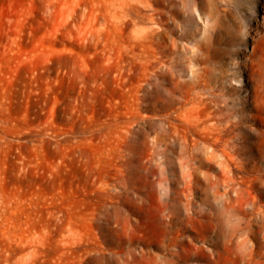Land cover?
Masks as SVG:
<instances>
[{
  "label": "rangeland",
  "instance_id": "obj_1",
  "mask_svg": "<svg viewBox=\"0 0 264 264\" xmlns=\"http://www.w3.org/2000/svg\"><path fill=\"white\" fill-rule=\"evenodd\" d=\"M194 1L152 0L146 6L144 0H126L125 8V0H118L123 6L117 0H0V264H71L72 254L61 257L56 248L63 236L72 249L96 238L98 246L115 251L100 264H126L133 258V264H235V251L249 256L254 249L257 258L263 254L264 225L256 227L260 235L249 233L242 213L231 216L224 187L216 192L213 178L221 173L220 154L214 158L217 169L200 172V180L193 181L197 192L190 196L193 209L213 210L226 225L203 233L201 221L208 216L196 213L192 224L184 221L189 230L159 223V196L176 194L190 171L187 144L181 138L172 142L169 125L178 121L181 127H192L177 114L178 68L164 65L145 82L138 113L145 118L129 120L135 76L126 54L128 31L131 22H147L145 14L154 12L166 22L161 46L172 55L188 58L200 40L210 44L205 60L183 72L188 78L192 69L205 65L194 90L207 98L206 105L193 107L190 123L205 108L213 114L207 121L210 131L231 125L232 133L225 136L229 145H243L240 157L261 164L251 173L264 171V0H196L198 9L192 12ZM188 17L190 24L185 23ZM132 135L139 139V158L146 157L145 146L159 137L156 174L148 176L138 160L130 159ZM223 143L207 149L220 152ZM153 175L165 180L153 183ZM171 237L179 243L168 247L180 250L178 254L166 252ZM93 261L88 264H98Z\"/></svg>",
  "mask_w": 264,
  "mask_h": 264
},
{
  "label": "bare ground",
  "instance_id": "obj_2",
  "mask_svg": "<svg viewBox=\"0 0 264 264\" xmlns=\"http://www.w3.org/2000/svg\"><path fill=\"white\" fill-rule=\"evenodd\" d=\"M124 1V0H123ZM141 1V0H140ZM196 1V0H195ZM193 2V4H191L190 8L193 11L197 10V6L198 4H196V2ZM118 2V0H117ZM122 2V0H121ZM120 2V3H121ZM144 4H146V6H151L152 0H144ZM126 0L124 3H122L125 8H126ZM192 3V2H191ZM119 4V2H118ZM122 4H119L121 6H123ZM128 5V4H127ZM119 6H116V9H118ZM129 8V7H128ZM124 9V8H123ZM128 10V9H127ZM117 11V10H116ZM122 11V10H120ZM124 11V10H123ZM122 11V12H123ZM126 11V10H125ZM190 11V9H189ZM119 12V11H118ZM191 12V13H192ZM129 13V11H128ZM125 13V14H128ZM190 13V14H191ZM124 14V13H123ZM131 15V13H129ZM145 14V13H144ZM198 14H200V12H198ZM117 13H116V17H117ZM122 15V14H120ZM146 16V20L147 22H131V27H127L130 30L128 31V47L129 50H126V54L129 51L130 53V62L134 71V76H135V81L133 82L132 85V96L135 99L132 100L134 101L133 103V107L131 106V110L133 108V117L129 118V120L132 123H135L136 121H138V119L140 120V118L143 120L145 118V112L143 113L144 115H139V111H141L142 109V104H139V101L142 100V90L144 89V84L145 82H150L151 79L154 76H158L161 72H162V67L164 65L167 64H171L173 67L178 68V70L180 71L179 76L181 77L180 79V94H181V98L179 97V102L180 106H179V111H177L178 115L180 118L185 119L186 124L189 123L190 125L192 124V127H188V126H184L181 127L180 125H178V121L176 122V120L173 123V121H169V125L171 127V134L173 136L172 142L174 143V141L179 138L182 139V141H184L187 144L186 147V151L188 153L187 155V166L189 168V172H188V178L186 180V184H182L180 187H178V190L176 191V194L174 195H170L169 197H166L165 199H163V197L159 196V223H163V225L165 227H171L174 226L175 224H179L181 227L179 229L182 230H189L188 227L185 225L184 221L188 220V224H192L189 223V220L194 216L193 214H200V215H207L208 217L206 219H200L198 220V216H197V220L201 221L202 224V231L201 232H211V231H218L220 225H222L225 222H223L222 220L219 219V217H217V215L215 213H211L209 209V212H199V210L197 211L193 209L191 207L192 202H193V197L194 196H190V194H195V192H197L194 188V185L196 187L197 182H195L196 184H193L194 180H197V178L200 180L199 178V174L205 173L204 169L205 168H209V169H217L216 165L217 163H215L214 158L217 156V154H220L222 157L221 160H218L220 162V166L219 168L221 169V173L220 174H212V178L214 175V184H216V187L218 188V191L216 192H220L219 188H221V186L224 187V191L227 195V199L226 201H224L225 199H223L224 202L227 203V207L230 210L229 212H231V216L234 215L236 216L237 213H242L243 214V222L245 223L243 226L248 227L249 233H252V235H258L257 234V226L259 225H264V187H263V177H264V171L259 172L258 173H251L250 171L252 170H259L261 164L259 165L256 162H253V164H251L250 162H248L247 160H244L242 157H240L241 154V147H243V145L240 147L237 146V144L235 143L234 145H229V143L231 142L230 139H227L225 136H227L226 134H228L229 132L232 131V127L228 126H224V127H220L218 124V127H215L217 129H214L212 132L217 131L216 134H212V132L210 131V128L212 125L208 124L211 122V120L207 123L208 118L210 116L211 113H209L207 110H205V108H202L200 111H198L197 113V118L195 117L194 122L190 123L191 121V117L190 115L191 110L193 109V107H198L200 108L201 105L205 104L206 105V99L203 97V94L199 93V92H195V87L199 84V82L202 79V76L204 74V66H199V67H195V69H192V75L188 78L183 77V72L186 70V68H188L189 66L193 67L195 66L197 63L201 64L202 61L205 60V55L206 52L210 49V44L208 41L206 40H198L199 42L196 43V49L194 51V53L190 56V57H183L180 56L179 54H174L172 55L170 52H168L166 49L162 48L161 46V35H162V29L165 26L166 22H162V18L158 15H156L154 12H148ZM137 16V15H136ZM133 17V16H130ZM139 17V16H138ZM145 17V16H144ZM118 18H120V16L118 15ZM135 19V18H133ZM145 19V18H144ZM140 19L134 20V21H138ZM191 21L190 17L187 18V21ZM145 21V20H144ZM185 22V23H192V22ZM121 22H119L118 24H120ZM127 23V22H126ZM130 24V23H129ZM118 26V25H117ZM184 35H188L186 32L184 33ZM127 37V35H126ZM124 39V38H123ZM126 39V38H125ZM122 41V40H121ZM124 41V40H123ZM127 41V40H126ZM125 43V42H124ZM121 44H123L121 42ZM126 44V43H125ZM124 46H127V44ZM123 47V45H122ZM125 51V50H124ZM128 53V54H129ZM128 58V57H127ZM128 60V59H127ZM195 89V90H194ZM178 90V91H179ZM142 92V93H141ZM141 94V95H140ZM146 95V94H145ZM177 100V98H176ZM131 101V103H132ZM178 102V101H177ZM132 105V104H130ZM178 107V106H177ZM202 107V106H201ZM208 108V107H207ZM206 108V109H207ZM197 109V108H196ZM210 111V110H209ZM130 112V113H132ZM142 112V111H141ZM195 112V111H194ZM197 112V111H196ZM195 112V113H196ZM211 112V111H210ZM194 113V114H195ZM142 114V113H141ZM147 114V113H146ZM193 114V115H194ZM213 115V114H211ZM190 117V118H189ZM132 119V120H131ZM190 119V121L188 120ZM169 120V119H168ZM145 121V120H144ZM214 121V120H213ZM181 122V121H180ZM138 123V122H137ZM188 124V125H189ZM215 124V123H214ZM132 125V124H129ZM216 126V125H213ZM132 126H129V128ZM135 127V125H134ZM192 128V129H191ZM133 129H130V131ZM129 131V130H128ZM170 132V131H169ZM232 133V132H231ZM129 134H132L129 132ZM159 134V133H158ZM157 134V136H158ZM170 134V135H171ZM160 135V134H159ZM230 135V134H229ZM129 136V135H128ZM161 136V135H160ZM138 137V136H137ZM154 137V136H153ZM171 137V136H169ZM232 137V138H231ZM231 140L236 138L231 136ZM139 138V137H138ZM148 138V137H147ZM150 138V137H149ZM159 137H157L155 140L152 139L151 143H149L146 147V157L145 158H139L137 151L135 150V140H139L137 138H135L134 135H132L131 137V155H130V159L134 162L137 160L139 162H137V164L143 168H145L147 170V175L150 176L151 174H156L157 173V164H154V156L160 152L158 147V141H160V139H158ZM163 138V137H162ZM172 138V137H171ZM238 138V136H237ZM236 138V139H237ZM146 139V136H145ZM168 139V138H167ZM141 140V139H140ZM154 140V141H153ZM162 140V139H161ZM180 140V139H179ZM239 140V139H237ZM164 141V140H163ZM169 141V140H168ZM167 141V143H168ZM223 141V146H221L222 148L220 149V152L217 151L216 148H212L211 150L207 149L208 146H213L214 144L216 145L218 142ZM264 141V140H263ZM229 142V143H228ZM172 144H169V146H173ZM241 143H242V139H241ZM138 144V142H137ZM166 144V143H165ZM202 144V146L200 145ZM214 145V146H215ZM218 145V144H217ZM222 145V144H221ZM264 145V143H263ZM158 146V147H157ZM219 146V145H218ZM247 146V145H246ZM162 147V144H161ZM175 147V146H174ZM245 147V146H244ZM164 148V147H163ZM167 148V146H166ZM220 148V147H218ZM252 148V147H251ZM161 149V148H160ZM258 150V148H256ZM167 150V149H164ZM245 150V149H244ZM170 151V150H169ZM168 151V152H169ZM185 151V152H186ZM167 152V151H165ZM174 152V151H172ZM259 152V151H258ZM263 152V150H262ZM161 153V152H160ZM159 153V154H160ZM164 153V152H163ZM171 153V152H170ZM246 153V152H245ZM244 153V154H245ZM253 153V152H252ZM168 154V153H167ZM165 154V155H167ZM254 154V153H253ZM162 155V154H161ZM164 155V156H165ZM173 155V154H171ZM260 155V154H259ZM251 156V155H250ZM253 156V155H252ZM251 156V157H252ZM183 157V156H182ZM184 157H186L184 155ZM248 158H250L249 156H247ZM246 157V158H247ZM245 158V159H246ZM258 158V157H257ZM218 159V158H215ZM256 159V158H255ZM156 160V159H155ZM185 160V159H184ZM252 160V159H251ZM249 160V161H251ZM162 161V160H161ZM255 161V160H254ZM167 162V161H166ZM182 162H184L182 160ZM186 164V162H184ZM136 164V163H135ZM184 164V165H185ZM135 166V165H134ZM187 166L185 168H187ZM131 167V166H130ZM133 167V166H132ZM140 167V169H141ZM187 168V169H188ZM139 170V168H137ZM186 169V170H187ZM133 170L134 167H133ZM144 170V169H143ZM185 170V171H186ZM188 171V170H187ZM186 171V172H187ZM219 171V170H218ZM145 173V172H144ZM161 174V173H160ZM166 175V174H165ZM186 175V174H185ZM202 175V174H201ZM205 175V174H204ZM154 176V175H153ZM163 177L164 174L162 175ZM143 177V176H142ZM162 177V178H163ZM161 176H154L153 177V183H156L158 179H160ZM161 178V179H162ZM186 178V176H185ZM207 178V177H205ZM210 178V176H209ZM160 179V180H161ZM162 179L161 181L165 180ZM184 179V178H183ZM211 179V178H210ZM145 180V179H143ZM159 180V182H160ZM212 180V179H211ZM180 181V180H179ZM185 182V180H183ZM182 181V183H183ZM158 182V183H159ZM167 182V180H166ZM210 182V181H209ZM207 182L209 185L210 183ZM213 182V181H212ZM206 183V184H207ZM231 183H236L237 185L233 188L231 187ZM164 184V183H163ZM171 184V183H170ZM212 184V183H211ZM166 184L163 185V188ZM175 185V184H174ZM233 188V191L235 190V193H231V188ZM145 186V185H144ZM143 186V187H144ZM162 186V185H161ZM179 186V185H178ZM198 186V185H197ZM203 186V185H202ZM205 186V185H204ZM147 187V186H145ZM174 187V186H172ZM211 187V186H210ZM215 187V186H214ZM138 188V187H137ZM148 188V187H147ZM159 188V186H158ZM170 188V186H169ZM168 188V189H169ZM175 188V187H174ZM177 188V187H176ZM175 188V189H176ZM180 188V189H179ZM197 188V187H196ZM207 188V187H205ZM139 189V188H138ZM141 189V188H140ZM166 189V188H165ZM173 189V188H172ZM202 189V188H201ZM146 190V189H145ZM164 190V189H163ZM209 190V189H208ZM212 192L215 191L213 190V188L211 189ZM217 190V189H216ZM138 191V190H137ZM141 191V190H140ZM169 191V190H168ZM174 191V190H172ZM204 189L202 190L203 193ZM210 191V190H209ZM223 191V192H224ZM146 192V191H145ZM208 192V191H207ZM222 192V191H221ZM175 193V192H173ZM214 193V192H213ZM210 194V193H209ZM216 194V193H215ZM219 194V193H218ZM131 195V194H130ZM133 195V194H132ZM147 195V194H146ZM160 195V194H159ZM165 195V194H164ZM168 195V194H167ZM207 195V193L205 194ZM211 195V194H210ZM209 195V196H210ZM214 195V194H213ZM198 196V195H197ZM222 196H224L222 194ZM221 196V198H223ZM137 197V196H134ZM133 197V198H134ZM149 197V196H147ZM202 197V196H201ZM226 197V196H225ZM207 198V197H206ZM209 198V197H208ZM143 199V198H142ZM172 199V201H171ZM196 199V198H195ZM220 199V198H218ZM133 200V199H132ZM135 200V199H134ZM148 200V199H147ZM147 200L145 201V204L147 202ZM222 200V199H221ZM195 201V200H194ZM210 201V199L208 200ZM132 202V201H131ZM143 202V201H142ZM198 202V201H197ZM195 201V204L197 203ZM148 203V202H147ZM201 203V202H200ZM208 202H204V204ZM222 203V201H221ZM198 204V203H197ZM147 205V204H146ZM200 205V204H199ZM209 205V204H208ZM213 205V202L211 204V206ZM221 205V204H219ZM223 205H225V203H223ZM221 205V206H223ZM150 206V205H147ZM155 206V205H154ZM201 206V205H200ZM206 206V205H205ZM226 206V205H225ZM140 207V206H139ZM215 207V206H214ZM213 207V209H214ZM131 208V207H130ZM135 208V207H134ZM142 208V207H141ZM200 208H204L203 205ZM208 208H210L208 206ZM152 209V208H151ZM206 209V208H205ZM223 209V208H222ZM227 209V208H224ZM227 209V211H228ZM149 210V209H148ZM154 210V209H153ZM157 210V209H156ZM216 210V209H215ZM214 210V211H215ZM141 211V210H140ZM139 211V212H140ZM152 211V210H151ZM216 210V213L219 214V211ZM147 212V211H146ZM229 212H227V217H229ZM149 213V212H148ZM147 213V214H148ZM221 214V211H220ZM222 215V214H221ZM241 215V214H240ZM239 216V215H238ZM147 220H148V216ZM196 217V216H195ZM226 217V216H225ZM222 219H224V217H222ZM241 219V217H240ZM236 220V217H235ZM234 220V221H235ZM239 220V219H238ZM194 221V220H192ZM196 221V220H195ZM233 221V223H235ZM237 221V220H236ZM242 221V220H239ZM142 222V221H141ZM157 222V221H156ZM238 222V221H237ZM236 222V223H237ZM187 223V222H186ZM228 223V222H227ZM230 223V222H229ZM232 223V225H233ZM241 223V222H240ZM139 224V223H138ZM146 224V223H145ZM187 224V225H188ZM197 224V223H196ZM239 224V223H238ZM141 225V223H140ZM223 225V226H224ZM139 226V225H138ZM144 226V225H143ZM200 226V225H199ZM234 226V225H233ZM141 226H139L140 228ZM191 227V226H189ZM194 227V225H193ZM240 227L241 224H240ZM142 228V227H141ZM172 228V227H171ZM176 228V227H175ZM224 228V227H222ZM245 228V229H248ZM69 229V228H68ZM145 229V227H144ZM174 229V228H173ZM197 229V228H196ZM225 229V228H224ZM223 229V230H224ZM260 229V228H258ZM169 230V229H168ZM222 230V231H223ZM226 230H224L225 233ZM259 231V230H258ZM70 232V231H69ZM196 232V231H195ZM221 232V231H220ZM194 233V232H193ZM198 233V232H197ZM218 233V232H217ZM260 233H263L262 231ZM62 234H65L64 232ZM68 234V233H66ZM168 234V233H166ZM170 234V233H169ZM223 234V233H221ZM71 235V234H70ZM179 235V234H177ZM210 235V234H209ZM217 235V234H216ZM246 235V234H244ZM260 235V234H259ZM72 236V235H71ZM201 236V235H200ZM215 236V235H213ZM261 236L264 239V233L263 235L261 234ZM260 236V237H261ZM61 237V236H60ZM69 237V236H67ZM144 237V236H143ZM166 237V236H165ZM177 237V236H176ZM176 237H171V241L167 243L166 245V252H171L173 254V252H177L180 253V250H176L172 247H168L170 245V243H179L178 238ZM212 237V236H211ZM210 237V238H211ZM259 237V236H258ZM259 237V238H260ZM200 238V237H199ZM209 238V239H210ZM75 239V238H74ZM92 239V238H91ZM134 239V238H133ZM141 239V237H140ZM251 239V238H250ZM68 240V238H67ZM65 240V237H61L59 239L58 245H57V250L59 251L61 257L66 253L69 252L72 254L71 256V264H88V261L91 260H95L98 262V264L101 263V259L106 258L108 255H112L114 256V250L112 251H108V249L106 247H100L98 246L99 242H93L96 240H93L92 242H87L86 244L80 246L79 244V248L76 249H72V247L67 243L68 241ZM181 240V238H180ZM208 240V239H206ZM214 240V239H213ZM243 240V239H242ZM57 241V240H56ZM75 240H73L74 242ZM77 241H79V239H76V243H78ZM81 241V240H80ZM91 241V240H90ZM101 241V240H100ZM164 241V240H163ZM205 241V240H204ZM211 241V240H210ZM70 242H72L70 240ZM82 242V241H81ZM135 242V241H134ZM162 242V241H161ZM242 242V241H241ZM246 242V241H245ZM264 243V241L262 242V244ZM57 244V243H56ZM72 244V243H71ZM102 244V243H101ZM153 244V243H152ZM233 244V243H232ZM75 245V243H74ZM162 245V244H161ZM254 245V244H253ZM264 245V244H263ZM70 246V247H69ZM160 246V245H159ZM173 246V245H172ZM181 246V245H180ZM162 247V246H161ZM179 247V246H177ZM232 248V245L230 246ZM234 247V246H233ZM164 248V247H163ZM181 248V247H180ZM186 248V247H185ZM117 249V248H116ZM165 249V248H164ZM183 252H184V248L182 246ZM228 249V248H227ZM121 250V249H120ZM189 250V249H188ZM223 250V249H222ZM226 250V248H225ZM252 250V249H251ZM250 250V251H251ZM61 251V252H60ZM182 251V250H181ZM224 251V250H223ZM235 251V250H234ZM258 251V250H257ZM263 251V252H262ZM261 252L263 254H258V258L255 256V250L253 249L251 255L247 256L241 253H238V251L234 252L235 255V259H231L235 262V264H264V261L261 259H259L260 257H264V249ZM185 253V252H184ZM187 253V251H186ZM196 253V252H195ZM198 253V252H197ZM201 253V252H200ZM203 253V252H202ZM222 253V252H221ZM220 253V254H221ZM224 253V252H223ZM63 254V255H62ZM194 254V253H191ZM225 254V253H224ZM59 255V254H58ZM134 255V254H133ZM185 255V254H184ZM207 255V254H204ZM135 256H138L135 254ZM169 256V255H168ZM177 255H175L174 258H176ZM226 256V255H225ZM260 256V257H259ZM60 257V256H59ZM60 257V259H61ZM173 257V256H172ZM199 257V256H198ZM208 257V255H207ZM206 257V258H207ZM219 257V256H218ZM223 257V254H222ZM58 258V256H57ZM170 258V257H169ZM173 258V259H174ZM209 258V257H208ZM217 258V257H216ZM221 258V257H220ZM54 259V258H53ZM134 259V258H133ZM131 259L128 263L126 264H133L134 260ZM141 259V258H140ZM171 259V258H170ZM167 258V260L172 261ZM185 259V257H184ZM199 259V258H198ZM223 259V258H222ZM227 259V258H226ZM59 260V259H57ZM69 261V260H68ZM93 261V262H95ZM128 261V260H126ZM125 261V262H126ZM137 261V260H136ZM166 261V260H165ZM174 261V260H173ZM221 261V260H220ZM116 262V261H115ZM139 262V261H138ZM136 262V263H138ZM144 262V261H143ZM210 262V261H209ZM108 263V262H107ZM142 263V262H140ZM175 263V262H174ZM233 263V262H232ZM231 263V264H232ZM63 264V262H62ZM119 264V263H118ZM163 264V263H162ZM168 264V263H167ZM170 264V263H169ZM213 264V263H212Z\"/></svg>",
  "mask_w": 264,
  "mask_h": 264
}]
</instances>
